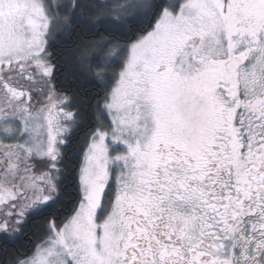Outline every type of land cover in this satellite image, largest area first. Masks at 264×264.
Here are the masks:
<instances>
[{
	"label": "snow or ice",
	"instance_id": "snow-or-ice-1",
	"mask_svg": "<svg viewBox=\"0 0 264 264\" xmlns=\"http://www.w3.org/2000/svg\"><path fill=\"white\" fill-rule=\"evenodd\" d=\"M0 264H264V0H0Z\"/></svg>",
	"mask_w": 264,
	"mask_h": 264
}]
</instances>
